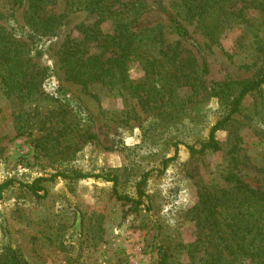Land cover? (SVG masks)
<instances>
[{
	"label": "rangeland",
	"instance_id": "1",
	"mask_svg": "<svg viewBox=\"0 0 264 264\" xmlns=\"http://www.w3.org/2000/svg\"><path fill=\"white\" fill-rule=\"evenodd\" d=\"M132 1L146 4L136 28L158 26L168 43L178 40L171 32L174 10L168 0ZM80 8L77 0H55L47 14H64L58 36L28 41L25 4L0 0L2 23L30 45L31 70L39 72L31 98L8 94L0 80V183L13 182L0 197V248L13 247L25 264H157L164 247L168 264H197L187 250L200 257L205 238L198 235L192 209L201 196L220 197L227 190L222 176L233 147L239 176L264 192V87L262 95L247 96L234 121L216 133L221 151L190 159L182 144L206 138L219 115L218 100L183 90L179 95L187 103L174 109L67 80L58 56L61 41L78 36L75 26L93 22ZM247 16L254 21L249 32L232 28L211 46L194 25L185 24L199 50L183 45L206 61L207 84L250 79L257 71L254 49L264 37V21L253 10ZM97 53L92 47L90 54ZM128 74L135 82L143 77L136 63ZM176 143L179 156L163 170ZM66 171L117 176L118 191L128 195L149 173V202L129 212L112 196V183L94 178H55L44 184L47 194L41 199L21 186ZM226 204L218 203L222 217L228 215Z\"/></svg>",
	"mask_w": 264,
	"mask_h": 264
},
{
	"label": "trees",
	"instance_id": "2",
	"mask_svg": "<svg viewBox=\"0 0 264 264\" xmlns=\"http://www.w3.org/2000/svg\"><path fill=\"white\" fill-rule=\"evenodd\" d=\"M25 4L24 27L27 40L55 38L63 26L64 14L48 15L47 9L55 5V0H17ZM174 14L170 17L171 32L178 40L168 43L163 30L156 27L136 28V24L146 10V4L132 0H77L81 11L93 22L79 24L74 30L77 37L65 36L59 47V62L67 80L82 86H100L110 93L123 91L140 97L145 104L157 105L164 102L167 108H179L186 101L180 98L183 90L196 95L204 94L215 98L220 104L217 120L210 127L204 140L193 144H182L190 157H202L208 153L221 151L216 133L224 130L239 114L242 101L249 95H262L264 87V37L256 43L257 71L250 79L208 82V66L204 59L200 62L188 47H199L192 39L185 24L194 25L206 39L207 44L218 45L228 30L241 28L249 32L254 26L248 10L260 14L264 21V0H168ZM158 8L164 10L160 4ZM0 15V80L8 94L34 95L39 72L29 57V44L16 39L10 29L2 23ZM3 24V25H2ZM104 26H109L104 30ZM98 49L90 54L91 48ZM136 63L143 77L135 82L128 74L129 65ZM43 74L46 69L43 70ZM83 110V109H81ZM94 137V136H92ZM172 157L162 162V169L178 158V144H174ZM228 168L223 181L227 190L220 197H200L192 209L198 235L204 251L187 250L197 264H239L247 260L248 264H264V192L251 187L239 176L237 150L232 148ZM150 174L144 173L135 184L131 195L118 191L119 179L111 174L89 175L78 171L58 172L48 178L39 177L31 184L21 185L31 196L38 199L47 193L45 183L55 178L76 181L86 178L101 179L112 183V196L129 212L136 213L149 202L146 184ZM12 181L0 183V197ZM40 193H43L41 195ZM226 205L228 215L221 216L217 210L222 203ZM219 203V205H218ZM215 239V240H213ZM211 251L207 250L210 248ZM192 249L194 246H187ZM187 249V248H186ZM200 252V251H199ZM169 256L164 249H158V263L168 264ZM0 264H25L11 246L0 248Z\"/></svg>",
	"mask_w": 264,
	"mask_h": 264
}]
</instances>
